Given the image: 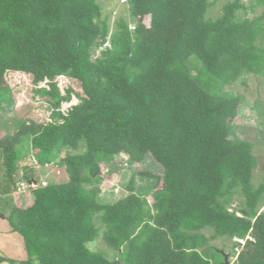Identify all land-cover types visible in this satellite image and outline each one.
Listing matches in <instances>:
<instances>
[{"label": "trees", "instance_id": "obj_1", "mask_svg": "<svg viewBox=\"0 0 264 264\" xmlns=\"http://www.w3.org/2000/svg\"><path fill=\"white\" fill-rule=\"evenodd\" d=\"M124 1L133 28L121 15L111 26L98 0H0V86L7 72L27 74L34 97L52 109L48 122L0 135V198L16 188L24 132L36 162L58 156L65 176L35 188L32 207L12 208L7 218L25 256L0 260L225 264L210 241L227 236L241 246L232 264H264V182L252 180L253 144L230 137L240 97L205 90L187 61L196 55L224 83L264 75V10L256 12L264 0H226L215 17L210 0ZM58 76L81 89L65 112L72 90L62 94ZM120 154L133 167L151 158L160 172L140 173L148 188L135 189L131 178L125 195L102 201L100 163ZM97 240L105 250L90 248Z\"/></svg>", "mask_w": 264, "mask_h": 264}, {"label": "rangeland", "instance_id": "obj_2", "mask_svg": "<svg viewBox=\"0 0 264 264\" xmlns=\"http://www.w3.org/2000/svg\"><path fill=\"white\" fill-rule=\"evenodd\" d=\"M102 5L103 12L110 15V24L121 15L124 16L129 25H134L135 19L126 12V2L123 0H98ZM212 6L207 12L208 17L217 16L226 0H210ZM248 4L249 0H244ZM264 7L256 8L260 13ZM254 13L250 12V16ZM146 15L145 20L149 21ZM188 65L191 74L198 84L205 90L216 94H236L240 97L238 113L232 122L230 137L232 139L248 140L253 144V153L257 158V164L253 171V182L255 185L264 182V75L247 74L243 78L232 82L224 83L210 74L201 60L196 55L188 58ZM57 83L62 94L68 89L72 90L71 100L63 102L60 109L65 112L69 106L79 100L76 93H81V89L76 80L67 76H58ZM39 86H46L45 82ZM34 86L30 83L29 76L22 72H7L5 83L0 86V135L4 138L12 136L28 120L36 122H48L52 109L50 105L34 97ZM30 132L22 133L16 146L20 158L15 161L16 172L14 174L16 188L11 195L0 198V256L7 258L22 259L25 255L23 251V238L11 229L8 216L15 206L19 211H24L33 206L36 194L35 188L53 183L60 178H64L63 166L59 162V157L47 164H39L34 157V152L30 143ZM69 152L68 149L62 151L63 154ZM3 155L0 153V167L2 168ZM35 160V161H34ZM100 199L102 201H114L125 195L128 191V184L131 178L134 180L135 189L148 188L145 176L140 173L151 171L160 172L159 166L151 159L147 158L143 163L131 166L130 161L124 154L112 158L108 162H101ZM92 164L85 165L83 175L86 176L91 171ZM27 169V170H26ZM33 172L37 176L38 182L35 185L32 180L24 178L25 173ZM22 171V172H21ZM135 174V176L133 175ZM134 177H133V176ZM32 179V178H31ZM23 183V184H22ZM236 202L239 201L235 199ZM235 204V202H234ZM207 235L212 234V230H203ZM236 239L227 236L212 238L210 243L222 250L226 255L228 264L234 263L241 246L234 247ZM243 243V240H238ZM93 250H105L106 247L101 240L89 244ZM114 254L111 253L112 257ZM0 264H11L8 260H0ZM13 264V263H12ZM17 264V263H15Z\"/></svg>", "mask_w": 264, "mask_h": 264}, {"label": "crops", "instance_id": "obj_3", "mask_svg": "<svg viewBox=\"0 0 264 264\" xmlns=\"http://www.w3.org/2000/svg\"><path fill=\"white\" fill-rule=\"evenodd\" d=\"M35 161V160H34ZM36 162V161H35ZM22 172V171H21ZM3 169L0 167V179L2 177ZM36 176V175H35ZM37 177V176H36ZM38 180V179H37Z\"/></svg>", "mask_w": 264, "mask_h": 264}, {"label": "water", "instance_id": "obj_4", "mask_svg": "<svg viewBox=\"0 0 264 264\" xmlns=\"http://www.w3.org/2000/svg\"><path fill=\"white\" fill-rule=\"evenodd\" d=\"M224 258H225V264H228L227 259H226V255H224Z\"/></svg>", "mask_w": 264, "mask_h": 264}, {"label": "built area", "instance_id": "obj_5", "mask_svg": "<svg viewBox=\"0 0 264 264\" xmlns=\"http://www.w3.org/2000/svg\"><path fill=\"white\" fill-rule=\"evenodd\" d=\"M123 1H124V0H123ZM130 28H133V25H131ZM106 45H107V42L104 44V46H106ZM22 184H23V183H22Z\"/></svg>", "mask_w": 264, "mask_h": 264}, {"label": "clouds", "instance_id": "obj_6", "mask_svg": "<svg viewBox=\"0 0 264 264\" xmlns=\"http://www.w3.org/2000/svg\"><path fill=\"white\" fill-rule=\"evenodd\" d=\"M33 183H34V181H33ZM35 184V183H34ZM36 185V184H35Z\"/></svg>", "mask_w": 264, "mask_h": 264}]
</instances>
